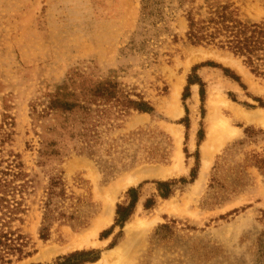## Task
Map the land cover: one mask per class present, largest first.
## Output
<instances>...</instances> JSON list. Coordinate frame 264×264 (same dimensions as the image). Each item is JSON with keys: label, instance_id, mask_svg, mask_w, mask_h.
<instances>
[{"label": "rangeland", "instance_id": "374dc122", "mask_svg": "<svg viewBox=\"0 0 264 264\" xmlns=\"http://www.w3.org/2000/svg\"><path fill=\"white\" fill-rule=\"evenodd\" d=\"M177 1L162 0L154 23L141 0H0V137L28 180L13 226L29 252L0 264H53L76 250L89 251L81 264H264V77L226 49L190 42ZM226 1L243 18L264 20V0ZM86 68L154 108L105 128L92 154L61 139L54 116L31 111ZM53 141L58 154H42ZM159 180L172 182L167 197ZM132 187L138 200L120 226L116 206ZM97 218L103 225L92 233ZM119 247L125 254L113 260Z\"/></svg>", "mask_w": 264, "mask_h": 264}, {"label": "trees", "instance_id": "16d2710c", "mask_svg": "<svg viewBox=\"0 0 264 264\" xmlns=\"http://www.w3.org/2000/svg\"><path fill=\"white\" fill-rule=\"evenodd\" d=\"M161 2L162 0H141L142 14L151 16L154 23L161 21ZM177 4L183 7L187 21L186 38L190 42L226 49L241 57L253 73L264 77V20L252 21L243 18L237 7L226 0H178ZM93 72V68L72 71L49 95L41 108L34 105L31 110L37 119L54 116V131L58 136L73 142L72 149L88 154H92V149L100 144L101 132L113 126L116 120L132 111L151 113L154 110L142 96L131 98L116 80L109 76H95ZM187 82L192 84L196 80L190 76ZM199 85L203 100V83L199 82ZM7 139L8 136L0 137V263H9L13 258L20 259L29 254L26 251L28 239L13 226L14 221L18 220L17 215L24 209L23 197L27 191L28 180L25 179L26 173L19 154L5 150ZM55 145L54 141L46 142L41 153L58 154ZM181 181L185 180L182 178ZM171 183L156 181L161 197L170 194ZM49 184L40 229L42 238H46L48 234L46 224H49L53 214L52 200L58 180L52 177ZM127 194L128 202L116 206L115 222L120 226L132 214L138 200L137 188H129ZM153 201L152 198L147 199L144 207L150 208ZM69 217L73 218V213ZM88 253L89 251L76 250L59 257L53 264H81L89 260L84 257Z\"/></svg>", "mask_w": 264, "mask_h": 264}, {"label": "bare ground", "instance_id": "6f19581e", "mask_svg": "<svg viewBox=\"0 0 264 264\" xmlns=\"http://www.w3.org/2000/svg\"><path fill=\"white\" fill-rule=\"evenodd\" d=\"M251 118V117H250ZM252 119V118H251ZM261 122H264V118H262V120H261ZM140 175L138 174V173H134V174H130L129 176H127L123 181H124V183L125 184H129V183H132V182H134V181H136L137 179H138V177H139ZM200 180L198 181V183H197V185H202V178H199ZM109 202H110V206L112 205V203H113V194H112V196L110 197V199H109ZM111 212H112V210L110 211L109 210V213L111 214ZM109 217V219H110V215L108 216ZM98 219V218H97ZM108 219V218H107ZM108 219V220H109ZM98 222H99V219H98ZM107 222V221H106ZM109 222V221H108ZM101 225H103L101 222H99V223H97V224H94L93 225V227H92V233H94ZM85 242H88V238L87 237H85V241H83L82 243H80L79 242V244L78 245H80V244H83V243H85ZM125 251L123 250V248L122 247H119V248H117V249H114L113 250V252L111 253V255H110V257L113 259V260H115V258H119V257H122L125 253H124ZM126 257V256H125ZM124 257V258H125ZM123 258V259H124ZM128 258V257H127ZM109 259V258H108ZM126 260V259H125ZM130 260V259H129ZM125 263H127V262H125Z\"/></svg>", "mask_w": 264, "mask_h": 264}]
</instances>
